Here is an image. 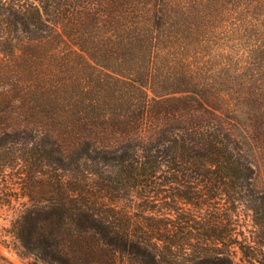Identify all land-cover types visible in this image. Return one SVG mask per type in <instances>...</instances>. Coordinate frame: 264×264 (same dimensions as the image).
Wrapping results in <instances>:
<instances>
[{
  "label": "trees",
  "instance_id": "16d2710c",
  "mask_svg": "<svg viewBox=\"0 0 264 264\" xmlns=\"http://www.w3.org/2000/svg\"><path fill=\"white\" fill-rule=\"evenodd\" d=\"M92 1L0 0V49L51 35ZM180 116L70 154L33 128L1 130L0 209L18 213L0 242L31 264H264L252 162L223 123Z\"/></svg>",
  "mask_w": 264,
  "mask_h": 264
},
{
  "label": "rangeland",
  "instance_id": "374dc122",
  "mask_svg": "<svg viewBox=\"0 0 264 264\" xmlns=\"http://www.w3.org/2000/svg\"><path fill=\"white\" fill-rule=\"evenodd\" d=\"M180 115L223 123L264 189V0H93L51 35L0 49V131L33 128L70 154L152 137ZM17 207L0 209V229ZM0 264L31 263L0 242Z\"/></svg>",
  "mask_w": 264,
  "mask_h": 264
}]
</instances>
